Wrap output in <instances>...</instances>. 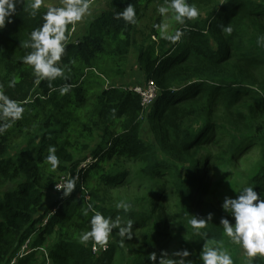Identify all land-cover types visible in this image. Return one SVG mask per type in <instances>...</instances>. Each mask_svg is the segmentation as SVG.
Here are the masks:
<instances>
[{"label":"trees","instance_id":"trees-1","mask_svg":"<svg viewBox=\"0 0 264 264\" xmlns=\"http://www.w3.org/2000/svg\"><path fill=\"white\" fill-rule=\"evenodd\" d=\"M156 1L111 0L76 41L77 32L71 35L73 24H69L65 52L58 62L67 79L38 80L33 66L16 59L6 63L0 85L25 111L0 134V264H9L32 236L31 252L18 264H34L51 236L55 240L48 251L45 249L47 264H114L113 254L119 248L124 264H152L138 254L129 260L122 248L124 239L114 230V243L104 253L94 252V241L80 240L91 228L94 212L82 214L91 204L106 217L147 223L150 242L168 241L170 235L159 224V211L150 204L127 212L107 205L103 192L107 194L131 177L130 170L120 168L122 161L142 163L148 178L173 173V187L181 205L175 218L189 237L187 251L194 264H203L200 256L205 244L223 239L220 221L227 218L231 223L229 216L214 206L195 204L202 179L196 168L206 170L210 162L203 148L213 144L212 136L221 125L212 122L206 109L194 106L202 101L211 110L219 104L233 107L250 100L252 108L264 109V43L258 42L264 36V0L259 4L227 0L203 19L186 20L178 28L183 36L176 43L153 30L138 58L142 77L136 84L153 81L157 86L154 105L144 111L141 96L131 89L137 85L120 84L116 78L123 74L135 45L137 25ZM31 3L20 0L16 4L12 22L0 33L1 53L13 55L19 46L16 34L25 31L30 42L31 32L44 23L48 8L41 6L32 16ZM129 4L135 9L136 23L117 18ZM247 17L253 21L244 24L242 20ZM228 26L230 34L224 31ZM12 81L14 86H9ZM66 84L70 90L62 95L60 89ZM146 124L154 143L143 139ZM255 131L234 129L229 134L230 156L224 158L231 161L241 148L251 145L264 157V125ZM49 146H55L61 161L56 169L46 159ZM73 177L77 178L76 189L65 198L56 184ZM94 177L98 182L89 183ZM252 184L264 186V167ZM53 196L55 203L44 213L46 198ZM84 203L87 207L83 208ZM209 214L213 218L204 228H193L192 216L207 220Z\"/></svg>","mask_w":264,"mask_h":264},{"label":"rangeland","instance_id":"rangeland-1","mask_svg":"<svg viewBox=\"0 0 264 264\" xmlns=\"http://www.w3.org/2000/svg\"><path fill=\"white\" fill-rule=\"evenodd\" d=\"M110 1L111 0H93L90 3V14L73 25L77 32L73 40L76 41L88 31L89 24L107 9ZM226 1L227 0H188L191 5L199 9L200 15L198 17L202 19L205 18L211 10L215 9L217 6H221ZM253 1L259 4L263 0ZM163 4L164 0H157L150 5L145 18L137 25L134 35L135 45L131 50L128 62L125 64L126 67L123 74L117 76L116 82L133 86L140 80L142 75L138 64V58L141 48L144 43L149 40L148 37L152 31L157 30L159 32L158 28L154 27V25L167 22L169 24L168 31L170 34H174L179 28L180 24L171 19L172 13H169L165 17H161L158 8ZM42 6L47 8L50 6L60 7L62 3L60 0H45ZM252 19V17H247L243 19L242 22L247 24L253 21ZM5 29L6 26L0 29V33L4 32ZM24 33L26 32L22 30L16 34L15 40L19 41V46L13 55L9 57L5 53L0 52V80L5 78V65L8 61H14L15 59L17 61H22L23 57L27 55L26 53H28V51L26 48L28 47L24 45L29 42V36H25ZM22 35L25 36L24 40L20 38ZM153 40L154 39H152V41ZM254 83H257V81H254ZM201 102L194 107L206 109L212 122L221 126L216 129L212 136L213 144L203 148V152L206 156L208 155L210 162L205 165L206 170L196 168V174L202 176V179L198 183V188L195 192V204L200 206L205 204L214 206L222 213L229 216L231 223L234 224V218L222 208L224 198H236L243 192L244 188L249 186L253 187L258 195L264 197V186L254 187L252 184V179L258 174L259 170L264 167V157L259 148L251 145L241 148L231 161L226 160L224 157L230 156L227 149L229 145V134H232L234 129L238 132L248 129L250 132L253 131L256 133L255 130L264 125V109L261 108L257 110L256 108H252L251 106L254 103L250 100L244 101L240 105L233 107L219 104V107H214L211 110H209L204 103L201 104ZM143 139L147 142L154 143L148 124L144 127ZM142 165V163L138 164L122 161L120 168L122 167L123 169L130 170L131 177L125 180V182L116 189H109L107 194L103 192V195L107 198L108 206L115 205L117 207V204L124 202L131 206L130 209H142L145 203L150 204L154 209L159 211V224L162 231H165L170 236L167 242H150V226L147 223L139 224L135 222L132 226L131 239H129L127 235L124 236L122 248L124 251H127L129 260L137 254L149 259V256L155 253L157 256L156 261L149 259L152 264H194L192 254L186 257L183 256V251L189 249L186 245L189 241V237L186 232L184 233L182 231L181 221L175 218L181 205L176 189L173 187V173L166 171V173L155 174L148 178L145 177L142 172ZM181 171L182 173L185 172L183 168ZM88 182L94 184L98 182V179L94 177L93 179H89ZM55 200L56 197L54 196L46 198L43 209L44 213L52 207ZM85 206L86 203H84L83 208ZM82 214H84V212ZM83 218L84 216L80 219ZM128 219L130 218L122 217V225ZM114 231L119 235V229H114ZM112 238L113 235L110 234L108 243L102 246L104 249L108 248V245L113 242ZM48 239V243L45 246L47 251L53 245L55 237L51 236ZM217 244L231 256L233 264H264V255L257 254L254 257H250L241 245L233 243L231 238L226 234L220 242L210 241L207 243L208 246H216ZM98 246L99 244H96V253L101 252ZM120 250L119 248L116 253L113 254L114 264H124L121 262L124 256ZM128 250L131 251V253L128 252ZM33 261L34 264H47L45 263V255L43 252Z\"/></svg>","mask_w":264,"mask_h":264},{"label":"clouds","instance_id":"clouds-1","mask_svg":"<svg viewBox=\"0 0 264 264\" xmlns=\"http://www.w3.org/2000/svg\"><path fill=\"white\" fill-rule=\"evenodd\" d=\"M45 0H32L31 15L35 16ZM20 0H0V29H3L6 23H11V17L15 13L16 4ZM60 7L50 6L43 15L44 23L39 29L33 30L30 34V42L25 47L33 49L23 57L22 62L33 66L34 72L39 79H47L49 82L58 77H68L64 75V69L58 64L65 52L66 30L69 24H75L81 21L86 15L90 14L89 0H62ZM161 17L172 13L171 19L176 23L184 25L186 20H193L200 15L199 9L191 5L188 0H164V4L158 8ZM117 18H122L128 23H136V12L132 4H129L122 12L117 14ZM158 28L161 36L172 43L178 42L183 36L179 29L174 34H170L169 24L162 22L154 25ZM224 31L231 33L230 26L225 27ZM259 43H264V36L258 38ZM14 81L9 86H14ZM70 85H64L60 92L65 94L70 90ZM25 109L17 101L10 99L5 95L3 86L0 85V121L7 120V123H0V134H3L7 128L11 127L12 122L22 118ZM47 161L53 169H56L61 161L56 155L55 146H49ZM77 178L66 179L63 184H56L57 190H62L63 197L70 196L76 189ZM130 205L124 202L117 204V208L127 212ZM222 208L230 213L235 223H230L227 218H222L220 223L223 226L225 234L231 238L233 243L241 245L250 257L257 254L264 255V197L258 195L254 188L249 186L243 189V192L236 198L225 197ZM94 212L90 220L91 228L82 233L81 242L94 241L96 244L106 245L110 234L114 229H119L121 237L128 236L131 239L133 221L128 219L122 225L121 217H106L101 212L95 211L89 204L84 209V214L88 211ZM213 218L209 214L207 220L192 216L191 224L195 229H202ZM187 250L183 251V256H188ZM203 264H233L231 256L223 250L220 245L208 246L205 244L204 250L200 256ZM149 259L156 261L157 256L152 253Z\"/></svg>","mask_w":264,"mask_h":264},{"label":"built area","instance_id":"built-area-1","mask_svg":"<svg viewBox=\"0 0 264 264\" xmlns=\"http://www.w3.org/2000/svg\"><path fill=\"white\" fill-rule=\"evenodd\" d=\"M76 32L74 26L72 27L71 30V35H74ZM135 93L139 94L142 98V105L144 107V111H148L152 105H154L155 100L157 98V86L153 81H149L147 83V85H142V86H135L133 88H131ZM64 182H62L61 184H63ZM50 215H48V217L46 218V220L43 223V226H45V224L47 223L48 219H49ZM33 236L30 237L26 243L23 245V247L21 248V250L10 260L9 264H18V261L20 259H22L23 257H25L26 255L30 254L31 252V248H30V244L32 242ZM103 245L98 246V248L100 249V253H104L107 252L110 248V246L108 245V248L104 249L102 247ZM94 252L96 253V244L94 246ZM43 254L45 255V258H48V254L47 251L45 249H42Z\"/></svg>","mask_w":264,"mask_h":264}]
</instances>
